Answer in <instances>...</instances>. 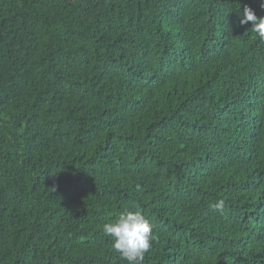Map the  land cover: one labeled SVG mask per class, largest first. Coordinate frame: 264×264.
<instances>
[{
  "label": "trees",
  "instance_id": "obj_1",
  "mask_svg": "<svg viewBox=\"0 0 264 264\" xmlns=\"http://www.w3.org/2000/svg\"><path fill=\"white\" fill-rule=\"evenodd\" d=\"M259 0H0V264H264ZM225 200L221 213L210 206Z\"/></svg>",
  "mask_w": 264,
  "mask_h": 264
},
{
  "label": "clouds",
  "instance_id": "obj_2",
  "mask_svg": "<svg viewBox=\"0 0 264 264\" xmlns=\"http://www.w3.org/2000/svg\"><path fill=\"white\" fill-rule=\"evenodd\" d=\"M259 8L264 11V0H259ZM240 26L251 24L252 31L264 41V16H257L256 10L250 5L243 7V15L238 21ZM213 210L223 212L225 200L218 199L210 206ZM152 222L142 214L138 206L124 209L116 219L105 223L102 231L112 240V249L127 264H144L146 253L153 244Z\"/></svg>",
  "mask_w": 264,
  "mask_h": 264
}]
</instances>
